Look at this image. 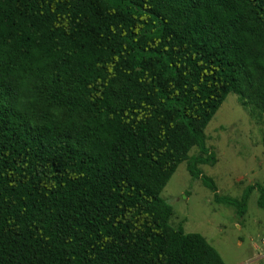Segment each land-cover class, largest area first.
Masks as SVG:
<instances>
[{"label":"trees","instance_id":"obj_1","mask_svg":"<svg viewBox=\"0 0 264 264\" xmlns=\"http://www.w3.org/2000/svg\"><path fill=\"white\" fill-rule=\"evenodd\" d=\"M231 94L264 114V0H0V264H226L161 195L264 210L200 170Z\"/></svg>","mask_w":264,"mask_h":264},{"label":"rangeland","instance_id":"obj_2","mask_svg":"<svg viewBox=\"0 0 264 264\" xmlns=\"http://www.w3.org/2000/svg\"><path fill=\"white\" fill-rule=\"evenodd\" d=\"M205 135L216 164L202 165L200 170L214 180L220 196L240 199L247 187L264 185V114L254 95L244 104L231 94ZM201 156L197 148L189 154V158ZM161 197L173 208L172 227L202 235L226 264H264V210L257 206L258 191L250 196L241 218L234 208L216 204L213 193L192 179L185 162Z\"/></svg>","mask_w":264,"mask_h":264}]
</instances>
